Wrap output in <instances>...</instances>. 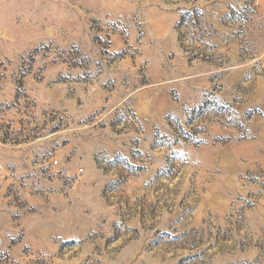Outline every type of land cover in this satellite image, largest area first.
<instances>
[{
  "label": "rangeland",
  "instance_id": "1",
  "mask_svg": "<svg viewBox=\"0 0 264 264\" xmlns=\"http://www.w3.org/2000/svg\"><path fill=\"white\" fill-rule=\"evenodd\" d=\"M0 264H264V0H0Z\"/></svg>",
  "mask_w": 264,
  "mask_h": 264
}]
</instances>
